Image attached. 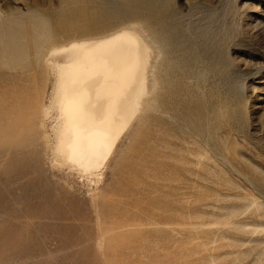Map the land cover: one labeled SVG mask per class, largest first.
I'll list each match as a JSON object with an SVG mask.
<instances>
[{
	"label": "rangeland",
	"instance_id": "obj_1",
	"mask_svg": "<svg viewBox=\"0 0 264 264\" xmlns=\"http://www.w3.org/2000/svg\"><path fill=\"white\" fill-rule=\"evenodd\" d=\"M134 22L157 33L172 61L170 71L180 78L168 90V108L160 107L156 122L185 123L190 127L185 133L199 134L197 139L215 154L216 182L182 169L177 180L167 183L142 174L143 164L150 162L140 159L135 179L122 182L131 183L129 195L121 192L110 216L102 219L46 190L27 158L13 163L0 157V264H264V230L249 234L258 242L255 250L247 251V241L230 252L213 241L206 248L197 246L198 238L213 232L191 228L219 221L222 216L214 212L240 196L254 195L264 206V0H0V52L5 46L24 49L31 60L47 42ZM51 78L45 73V99ZM160 162L150 173L179 167L167 151ZM194 185L201 194L193 193ZM67 208L96 225L82 230L99 244L86 239L73 258L39 260L40 253L76 247L81 230L41 221L26 231L10 217L52 215ZM259 220L264 227V216ZM213 226L223 229L222 223ZM107 232L111 237L105 240Z\"/></svg>",
	"mask_w": 264,
	"mask_h": 264
},
{
	"label": "bare ground",
	"instance_id": "obj_2",
	"mask_svg": "<svg viewBox=\"0 0 264 264\" xmlns=\"http://www.w3.org/2000/svg\"><path fill=\"white\" fill-rule=\"evenodd\" d=\"M56 42H47L46 49L31 60L25 57L24 49L14 51L5 46L0 52L1 158L13 163L27 158L46 190L63 201H76L86 211L98 212L102 219L110 216L121 192L129 195L131 183L122 182L135 179V164L140 159L150 162L143 164L142 174H155L167 183L177 180L182 169L216 182L215 154L197 139L199 134L185 133L183 130L190 129L185 123L160 126L156 122L160 107L163 111L168 108L173 81L180 79L170 71L172 61L167 59L157 33L134 22ZM45 73L52 77L46 99L42 87ZM166 151L179 167L169 171L159 167L150 173L153 163L163 165L160 159ZM192 189L201 194L199 186ZM14 204L21 207L19 201ZM81 214L67 208L52 215L10 219L26 231L41 221L71 224L81 230L76 247L73 244L66 251L39 254V260L56 261L75 257L79 250L74 249L87 244H83L86 239L99 244L82 230L95 229L96 225ZM214 214L222 219L207 221L206 228L192 224L196 231L213 232L198 238L194 242L197 246L206 248L213 241L233 252L248 241L247 251L255 250L258 242L249 240V234L264 230L259 223L264 216L261 201L254 195L240 196L238 202ZM242 214L256 221L245 220ZM217 223L223 224L222 230L219 226L214 229ZM117 227L126 232L133 229ZM109 233L103 235L105 240L111 237ZM196 233L198 237L202 234ZM18 257L15 260H23Z\"/></svg>",
	"mask_w": 264,
	"mask_h": 264
}]
</instances>
